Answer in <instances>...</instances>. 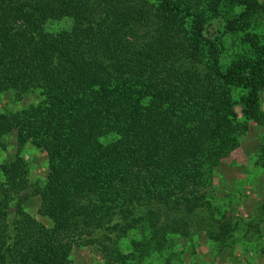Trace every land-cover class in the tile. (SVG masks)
<instances>
[{
    "label": "trees",
    "instance_id": "16d2710c",
    "mask_svg": "<svg viewBox=\"0 0 264 264\" xmlns=\"http://www.w3.org/2000/svg\"><path fill=\"white\" fill-rule=\"evenodd\" d=\"M230 4L208 16L175 0H0V94L42 98L3 116L18 150L0 166V264H75L74 245L117 242L149 212L153 226L131 242L145 260L217 214L214 171L258 119L264 90V40L233 38L264 5ZM213 19L221 27L206 33ZM27 143L48 158L33 191ZM31 194L50 228L24 212ZM210 221L211 239L232 238L236 224Z\"/></svg>",
    "mask_w": 264,
    "mask_h": 264
},
{
    "label": "rangeland",
    "instance_id": "374dc122",
    "mask_svg": "<svg viewBox=\"0 0 264 264\" xmlns=\"http://www.w3.org/2000/svg\"><path fill=\"white\" fill-rule=\"evenodd\" d=\"M189 6L192 11H203L208 16L212 14L210 5L216 4V10L220 12L234 11L232 0H175ZM264 5V0H257ZM233 13V12H232ZM206 33H216L221 27L220 20L209 21ZM248 30L236 32V42L246 34L257 35L264 40V9H260L251 17ZM262 40V41H263ZM228 45V56L237 50L236 46ZM42 98L37 92L25 94L21 100L12 92L0 94V166L14 160L18 150L16 131H10L6 127L3 116L9 112L26 109L30 105L37 104ZM259 117L251 122L248 132L240 138L239 146L232 153L222 159L218 168L214 171L211 186L208 189L213 198L212 205L216 206V215L205 216L203 227L195 232L191 239L176 238L172 249L165 250L159 255L152 254L145 260H139L132 255L131 242L140 239L141 232L153 226L155 219L147 212L142 214L141 221L136 230L127 232L117 242H98L86 245H74L70 258L75 264H118L117 254L127 257L129 264H164L166 257H171L170 264H264V167L257 161L264 156L261 152L264 146V90L259 101ZM240 115V108H236ZM20 157L26 162L29 169V181L31 191L44 186L48 172V158L46 152L34 145L27 143L19 151ZM4 180L0 171V182ZM14 205V204H12ZM41 199L36 194L24 202L23 210L40 224L50 228L51 221L39 214ZM216 213V212H215ZM12 215V214H11ZM210 217L228 219L236 228L224 243H218L208 236V230L214 229ZM208 221L209 224L206 222ZM207 230V232H206ZM193 229L191 230V232ZM214 232L216 231L213 230ZM173 253L175 254L173 256ZM172 254V255H171Z\"/></svg>",
    "mask_w": 264,
    "mask_h": 264
}]
</instances>
